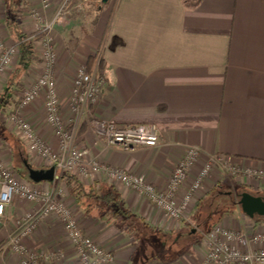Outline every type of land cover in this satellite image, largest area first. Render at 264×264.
<instances>
[{
    "label": "crops",
    "instance_id": "obj_1",
    "mask_svg": "<svg viewBox=\"0 0 264 264\" xmlns=\"http://www.w3.org/2000/svg\"><path fill=\"white\" fill-rule=\"evenodd\" d=\"M24 1L22 26L27 34L37 35L33 42L37 53L36 43L43 33L36 30L37 20L31 13L33 9L41 10L42 0ZM62 1L48 0L49 5L41 11L42 21L49 19ZM95 1L98 3L93 13L84 17L67 16L51 31L63 118L67 121L72 118L67 97L78 66L86 65L88 57L96 55L102 61L103 85L98 103L86 108L85 113L90 118L117 124L154 123L159 142L155 146L138 145L131 149L107 145L82 115L72 121L78 127L76 144L83 155L120 166L160 188L189 146L197 147L201 157L187 175L184 189L207 160L225 158L242 169L264 173V0ZM4 16L5 11L0 32L6 41L13 43ZM17 62L18 56L13 58L8 72L0 76V90ZM41 68L39 58L27 67L23 88L29 85L26 79L33 82ZM37 107L22 110L18 105L15 112L20 110L32 122L36 133L45 137L56 151L58 140L44 120L43 100L38 111ZM10 110L9 107L8 112L12 113ZM6 116L3 115L4 119ZM5 125L16 137L18 146L23 145L25 156L14 155L9 142L2 139L0 154L14 166L22 161L24 172H18L33 181L29 170L45 167L38 166L40 162L18 139L9 119ZM58 171H54L52 180L38 183L53 190L65 189L63 198L83 231L112 252L111 264H136L137 252L142 248L137 234L120 229L100 210L85 212L68 193ZM227 174L224 166L216 162L201 183L196 203L178 221L167 218L146 197L119 189L130 209L142 215L154 227L155 234L172 236L173 242L186 239L191 247L187 252L174 249L160 263L196 264L203 235L216 222L264 229V221L248 217L238 207L234 213L220 204L208 211L201 209L209 198L219 197L225 182L227 188L241 185L264 197V178L255 176L248 181L243 173L232 177ZM33 208L34 203L18 197L6 207L5 216L0 218V264H18V254L5 247V243L13 217ZM217 208L222 210L221 216L211 218L208 228L199 233V223L209 221ZM199 212L202 218L197 223L193 219ZM176 233L180 234L178 238L173 236ZM184 234L187 237L181 238ZM25 245L38 255L49 256L48 259L40 256L34 264H78L72 243L65 237L61 223L53 217L45 219L25 240Z\"/></svg>",
    "mask_w": 264,
    "mask_h": 264
},
{
    "label": "built area",
    "instance_id": "obj_2",
    "mask_svg": "<svg viewBox=\"0 0 264 264\" xmlns=\"http://www.w3.org/2000/svg\"><path fill=\"white\" fill-rule=\"evenodd\" d=\"M67 2L68 0H63L53 15L44 21L40 12L32 13L37 20L36 30L43 33L38 40L40 46L37 44L36 49V55L42 63V73L33 83L24 87L19 102L20 109L28 108L40 93L44 92L45 120L58 140V149L53 151L48 140L36 133L32 122L22 113L16 112L10 115L15 122L18 139L40 164L73 174L85 183L100 179L112 184L118 190L125 188L136 192L146 197L149 203L172 221H178L189 213L196 203L201 183L212 171L216 162L223 165L230 173L236 175L243 173L248 181L255 176L264 178L262 171L247 167L242 169L234 161L217 158L216 161L214 159L202 162L195 179L187 189H184L187 175L201 157L200 150L195 146H189L176 161L163 188L120 166L86 158L76 144L78 127L72 121L75 117L84 115L97 137L103 139L107 145H117L123 149H131L138 145L155 146L159 142V133L154 123L117 124L113 121L90 118L89 114L85 113L86 108L98 103L101 94L103 77L98 69L99 56L96 57L91 72L87 71L84 64L78 67L67 97L72 118L69 121L63 118L55 69H53L55 61L51 31L61 22ZM48 5V0L41 1L42 7ZM17 56H19L18 46L7 42L0 33V76L8 72L13 58ZM63 191V188L53 190V188H44L38 182L27 180L0 154V218L5 216L6 207L11 204L14 197L34 203L33 210H27L13 217V225L5 247L18 254V264H34L40 256L48 259L47 254L38 255L30 251L25 245V240L45 219L53 217L61 223L65 237L72 243L78 264H111L114 261L112 252L83 231L77 216L63 198ZM197 249H200V259L196 264H264V229H255L253 226L242 227L239 223L224 225L216 222L204 233L202 244Z\"/></svg>",
    "mask_w": 264,
    "mask_h": 264
},
{
    "label": "trees",
    "instance_id": "obj_3",
    "mask_svg": "<svg viewBox=\"0 0 264 264\" xmlns=\"http://www.w3.org/2000/svg\"><path fill=\"white\" fill-rule=\"evenodd\" d=\"M80 1L81 0H68V17H74L76 15L77 5ZM24 2V0H3L5 6V26L13 43L18 46L19 56L17 64L7 76V79L0 90V139L8 141V145L13 148L14 155L19 156L20 158L25 156V152L22 150L24 149L23 145L20 143V146H18L16 137L10 134L2 117L9 107L12 110L10 111L13 112L19 105L20 98L17 97V94L23 89L22 78L24 73L32 62L38 60L33 48V41L37 35L32 36L31 34H27L22 26ZM96 57V55L88 57L86 62L88 72L92 71ZM101 63L102 61L100 59L98 64L99 70L102 66ZM15 168L19 172H24L22 161L17 162ZM58 176L62 180L68 193L85 212L100 210L105 216H107L110 222L118 225L120 229L136 233V238L148 234V231H150V233L154 232V227L151 226L142 215L130 209L120 191L107 181L95 179L85 183L77 179L73 174L65 171H58ZM243 191H249V189L241 185L233 189V192L238 197H240V194ZM221 213L222 210L219 211L218 208L215 209L213 215L210 216L209 221L214 219V217L215 219L218 218V216H221ZM205 216H207V214ZM200 218H202V216L200 217L199 212V216H196L193 220L199 223ZM253 218L255 220L264 221V217L262 216L256 215ZM208 226L204 229H207Z\"/></svg>",
    "mask_w": 264,
    "mask_h": 264
},
{
    "label": "rangeland",
    "instance_id": "obj_4",
    "mask_svg": "<svg viewBox=\"0 0 264 264\" xmlns=\"http://www.w3.org/2000/svg\"><path fill=\"white\" fill-rule=\"evenodd\" d=\"M107 1V0H106ZM105 1V2H106ZM104 2V3H105ZM68 3V2H67ZM98 2H96L95 0H81L80 2H79V4L77 5V13H76V15L75 16H81V17H84V15H86V14H90V13H93V9L96 7V4H97ZM61 4V3H60ZM59 4V5H60ZM68 5V4H67ZM42 7V6H41ZM47 7V6H46ZM46 7H42L41 8V10H39V9H37V11L35 10V9H33L32 10V13L33 12H40V15H41V11H42V9H45ZM0 9H1V18H3V12L5 11V6H4V3H3V0H0ZM31 13V14H32ZM67 8H66V10H65V13L63 14V16H62V20H61V22L62 21H64L66 18H67ZM33 16V15H32ZM34 17V16H33ZM1 20V19H0ZM61 22H59V23H61ZM58 23V24H59ZM55 27V26H54ZM1 33V32H0ZM2 35V34H1ZM8 42V41H7ZM37 44L40 46V43L38 42V43H36V49H37ZM34 48V47H33ZM34 51H35V49H34ZM54 61L56 62V54H55V51H54ZM80 66V65H79ZM78 66V67H79ZM86 66V65H85ZM54 68H56V65H55V63H54V67H53V69ZM87 69V68H86ZM40 73H42V68H41V70H40V72L38 73V75L40 74ZM37 75V76H38ZM36 76V77H37ZM36 79V78H35ZM26 82L27 83H29V84H31V83H33L32 82V79H30V80H27L26 79ZM31 82V83H30ZM24 90V88L20 91V92H18V94H17V97H19L20 98V95H21V92ZM44 97H45V94H44V92H41L40 93V95L38 96V98L29 106V107H33L34 105H35V107H37V111L40 109V105H41V103H42V100L44 99ZM28 107V108H29ZM20 109V108H19ZM16 110V109H15ZM15 110H14V112H12V113H16V112H19V111H16L15 112ZM23 110V109H22ZM19 113H22V112H19ZM7 116H6V118L4 119V117H2L3 118V120H4V122H5V124H6V121H7V119H9V121H10V123H11V125H13L14 127H15V122L11 119V113L10 112H8V110H7V112L5 113ZM45 120V119H44ZM16 136H17V134H16ZM18 137V136H17ZM38 166H41V167H45V168H48V166L46 165V166H42V164H40V165H38ZM226 171V170H225ZM226 172H228V176H230V177H232V176H236V174H233V173H230L229 171H226ZM240 176V175H239ZM226 183V182H225ZM223 184L224 186H222L221 187V189H220V193H219V197H217V196H215V197H213V198H209L208 199V201L207 202H205V204H202V210L203 209H205V210H203V211H208L209 209H210V207L211 206H215V207H217V204L219 205L220 204V206H222V208H230L231 209V211L234 213L235 212V207H238L239 208V206H238V203H237V201H238V199H239V197L235 194V193H233V189H231V188H227V187H225V185L226 184ZM64 191H65V189H64ZM64 191H63V193H64ZM227 191H230L231 193L229 194V193H226ZM229 197H231L230 198V200L228 199ZM222 199V200H221ZM218 201H221V203L220 202H218ZM232 202H234V203H232ZM224 206V207H223ZM221 208V209H222ZM240 209V208H239ZM206 217V216H205ZM204 217V218H205ZM201 221V220H200ZM210 222L211 221H207L206 223H203L202 221L199 223V225L197 226L198 227V229H199V233H201V232H203V231H205V229L204 228H206L209 224H210ZM195 226H196V224H195ZM155 233H157V232H153L151 235L148 233V234H145L144 236H142V237H140V245L141 246H139V247H142V248H140V250H141V253H140V250H138V252H137V256L138 257H136L135 258V260H136V264H153L154 262H160L159 260H161V259H166L167 258V255L168 256H171L172 254H173V251H174V249H176L178 252H183V251H189L190 250V246L188 245V243H186V239L185 240H182V239H180V241H178V240H176L175 242H173V241H171L172 239H173V237L172 236H168V235H164L165 233H163V234H160V235H158V234H155ZM187 233V232H186ZM174 237H179L180 236V234L179 233H176L175 235H173ZM184 237H187V236H185V234L183 235V236H181V238H184ZM143 245V246H142ZM176 245H177V247H176ZM200 246V245H199ZM198 246V247H199ZM105 247V246H104ZM201 249V248H200ZM200 249H198L199 251H200ZM140 254V255H139ZM144 254V255H143ZM150 254V255H149ZM146 256V257H145Z\"/></svg>",
    "mask_w": 264,
    "mask_h": 264
},
{
    "label": "water",
    "instance_id": "obj_5",
    "mask_svg": "<svg viewBox=\"0 0 264 264\" xmlns=\"http://www.w3.org/2000/svg\"><path fill=\"white\" fill-rule=\"evenodd\" d=\"M105 2L106 0H102ZM55 168L53 166L37 170H29V177L34 182L50 181L53 179ZM241 211L248 217L256 215L264 217V197L243 191L237 201Z\"/></svg>",
    "mask_w": 264,
    "mask_h": 264
}]
</instances>
